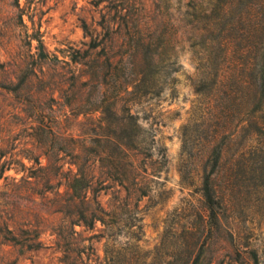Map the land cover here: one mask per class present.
<instances>
[{
	"label": "rangeland",
	"instance_id": "rangeland-1",
	"mask_svg": "<svg viewBox=\"0 0 264 264\" xmlns=\"http://www.w3.org/2000/svg\"><path fill=\"white\" fill-rule=\"evenodd\" d=\"M200 1L0 0V168L11 167L5 177L16 179L0 180V227L7 222L19 239L0 236V263L77 264L86 247L92 264H264V187L249 170L241 179L237 147L226 157L236 180L218 224L210 223L201 191L203 154L214 136L225 143L235 124L219 131L224 121L209 116L207 99L196 93L193 23L202 14L193 6ZM37 38L49 59L39 56ZM102 91L107 104L119 98L118 117H128L131 105L140 122L141 192L120 187L112 180L119 173L109 179L107 168L96 169L102 184L93 189L110 213L109 230L103 237L101 224L77 226L67 246L59 234L70 218L54 213L45 181L16 171L35 165L32 151L41 156L31 137L43 121L77 139L103 134L98 127L110 114L78 108L90 109ZM41 162L47 165L44 156Z\"/></svg>",
	"mask_w": 264,
	"mask_h": 264
},
{
	"label": "trees",
	"instance_id": "trees-1",
	"mask_svg": "<svg viewBox=\"0 0 264 264\" xmlns=\"http://www.w3.org/2000/svg\"><path fill=\"white\" fill-rule=\"evenodd\" d=\"M201 1L193 6L196 12L202 14L193 23V45L197 50L195 57L200 73L196 93L207 99L208 115L224 121L219 131L230 132L235 124L225 143L218 146L214 136L202 156L205 179L201 191L210 211V223L218 224L221 213L230 205L229 192L236 180L232 167L226 161L231 147L235 146L238 150L236 160L241 179L249 170L255 173L254 177L264 187V0ZM17 7L20 9L19 3ZM30 38L32 44L35 39ZM36 40L39 56L49 59L41 39ZM74 63L81 64L79 61ZM33 76L38 78L35 74ZM145 82L146 95L150 88ZM89 83L83 82L82 86L87 87ZM5 89L11 90L8 87ZM105 97L106 91H102L91 108L84 111V107L78 104L80 114L93 115L100 110L104 115L107 112L110 114V117L101 119L102 125L98 127L103 134L93 133L84 139H77L55 132L52 123L43 121L40 123L42 132H36L31 137L32 145L42 152L41 156L36 157L32 151V156L27 159L35 165L26 168L23 164L22 169L16 171L18 174L28 170L34 174L32 178L45 181L46 192L55 196L51 200L54 213L70 218L69 231L59 234L62 240L67 241V246H71L72 238L79 235L77 226L95 230L101 224L104 227L103 237L109 230L110 213L99 200L98 189H93L94 183H101L96 182V169L107 168L104 175L109 179L113 178L111 175L114 172L119 173L118 179L112 180H116L120 187L128 193L131 189L135 193L141 192L136 157L144 144L140 141V122L131 114V105L127 107L128 117H118L119 98L107 104ZM42 156L47 160L46 166L42 165ZM11 170V167L2 166L0 180L16 181L15 178L5 177ZM62 185L67 189L65 194L60 192ZM0 236L13 244L19 242L7 222L0 227ZM89 249L94 250L92 246ZM86 250L84 247L76 252L77 264H92ZM65 252L66 255L71 253ZM189 264L203 263L197 258Z\"/></svg>",
	"mask_w": 264,
	"mask_h": 264
}]
</instances>
